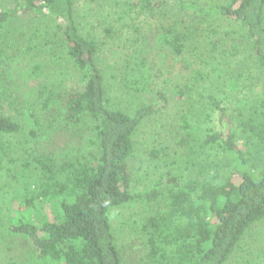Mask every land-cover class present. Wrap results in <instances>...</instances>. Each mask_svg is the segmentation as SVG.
Returning a JSON list of instances; mask_svg holds the SVG:
<instances>
[{
  "label": "trees",
  "instance_id": "16d2710c",
  "mask_svg": "<svg viewBox=\"0 0 264 264\" xmlns=\"http://www.w3.org/2000/svg\"><path fill=\"white\" fill-rule=\"evenodd\" d=\"M106 1L0 0L5 230L24 236L40 264H125L112 212L141 201L153 206L135 222L137 264H226L264 220V0H113L100 15ZM32 19L42 28L30 35L18 24ZM122 39L136 62L117 79L102 55L119 56ZM150 46L161 60L170 50L211 92H199L203 111L180 103L165 146L175 158L132 192V161L148 151L138 132L169 102L160 90L148 97ZM40 53L71 61L76 87L63 91L66 66L45 72Z\"/></svg>",
  "mask_w": 264,
  "mask_h": 264
},
{
  "label": "rangeland",
  "instance_id": "374dc122",
  "mask_svg": "<svg viewBox=\"0 0 264 264\" xmlns=\"http://www.w3.org/2000/svg\"><path fill=\"white\" fill-rule=\"evenodd\" d=\"M112 3L113 0H107L105 2V7L103 9H99L98 11L99 13L102 12L100 15H106L109 12H112ZM92 5L95 10H98L97 5ZM86 10L87 8H85L82 12L85 13ZM111 14L112 18L118 19L117 14ZM18 25L21 27V30L30 35L33 34L34 28H42V24H40L37 19H32L31 26L28 27L23 23ZM143 27L147 28L145 25ZM229 28L235 29L236 27L229 26ZM127 29L125 31H127ZM98 30L101 31L100 28ZM132 34L133 32H131V35ZM117 43H120L118 46H115L120 51L119 56L114 57L110 52H106L103 53L102 57L104 56L106 63L108 64L106 65L108 67L107 70L114 72L117 75V79H124L127 74L131 75L133 72L130 68V64L132 65L136 62L134 59L135 52L134 48L130 47L125 40H119ZM150 48V51L145 54L146 66H148L151 70L149 79L151 81V88L155 92H149L148 97L152 98V101L153 98L157 101V97L155 98L154 94L156 91L160 90L165 94V96H168L169 102L166 103L167 109H164L156 116H152L147 119L138 132L137 137L139 140L148 141L146 142L147 146L145 148L144 146L140 148H148V151L143 153L141 158H134L132 161L134 177L132 182V192L145 191V189L150 185L152 179L157 175L155 167L162 169L168 164H171V159L175 158V154L172 149L165 146L170 145L168 138L169 133L171 132L170 126L175 119V116H177V112L180 110V103L183 101L181 106L184 110H186L187 106H189L190 109H200L203 111V108L207 103L203 101L199 92H203L204 100H206V95L211 92L208 91V89H205L209 82H202L197 78L193 79L191 77L192 72L187 71V69L183 67V63L179 64V62L174 59L173 54L170 53V50H168L169 55L166 58L163 57L161 60L159 48L157 46H150ZM57 53L59 52L57 51ZM38 58L39 62L49 66V68L45 70V72L48 73H51L56 65H60V67L66 66L67 70L64 73L65 77L62 78V83H60V86H65L63 91L76 87L79 82V74L71 65V61L63 56H58L57 61H54V55L49 57V54L45 56L41 53ZM60 71L61 70H59V73H61ZM230 71H234V66H231ZM56 77L57 73L54 72V80ZM177 82H180L181 84L179 85ZM176 84L180 86L181 90L190 92L191 97L186 99L184 97V94H186L185 92L181 94V90L175 89ZM57 90L59 92V88ZM175 93L178 94V96L175 97L177 98L176 100L173 98ZM184 100L187 101L184 102ZM153 148L159 150V155L163 158L162 160L155 159L157 161L153 160L152 162V157L148 152ZM164 150L170 151V154L165 155ZM139 155L140 151L136 154V156ZM11 204L13 205L12 208L14 210L18 207V201L16 199L12 201ZM152 206L153 204H147L141 201L131 202L114 209L112 212V221L118 243L125 248V264H134V262L137 264L143 256L140 244H134V239H138L137 234L133 232V230L136 228L135 222L141 221L152 209ZM2 216H4V218L0 216V230H3L0 234V264H13L15 260L21 261V256H24L25 260L23 263L18 264H34V261L35 264H40V260H31L28 257V253L30 251L27 243L25 242L24 236L20 234H11L5 230L9 225V220L6 219L5 215ZM13 222H15V220ZM226 264H264V220L255 225L253 230L245 236L241 247L235 251Z\"/></svg>",
  "mask_w": 264,
  "mask_h": 264
}]
</instances>
